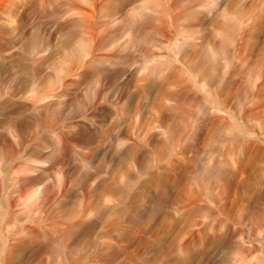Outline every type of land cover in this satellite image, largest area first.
I'll list each match as a JSON object with an SVG mask.
<instances>
[{
	"label": "rangeland",
	"instance_id": "374dc122",
	"mask_svg": "<svg viewBox=\"0 0 264 264\" xmlns=\"http://www.w3.org/2000/svg\"><path fill=\"white\" fill-rule=\"evenodd\" d=\"M263 210L264 0H0V264H264Z\"/></svg>",
	"mask_w": 264,
	"mask_h": 264
},
{
	"label": "bare ground",
	"instance_id": "6f19581e",
	"mask_svg": "<svg viewBox=\"0 0 264 264\" xmlns=\"http://www.w3.org/2000/svg\"><path fill=\"white\" fill-rule=\"evenodd\" d=\"M216 167H217V166H216ZM216 167H213V169L216 168ZM211 171H212V170H211ZM216 171H217V169H216ZM209 172H210V171H209ZM214 172H215V171H214ZM210 173H211V172H210ZM215 173H216V172H215ZM217 173H218V172H217ZM211 174H213V173H211ZM263 211H264V210H263ZM263 213H264V212H263ZM197 241H198V240H197ZM258 242H260V241L258 240ZM253 243H254V242H253ZM253 243H251V244H253ZM195 244H196V243H195ZM240 244H241V243H240ZM246 244H248V243H246ZM259 244H260V243H259ZM259 244H257V245H259ZM249 245H250V243H249ZM254 245H255V244H253V246H254ZM243 246L245 247V246H247V245H243ZM243 246H242V247H243ZM250 246H251V245H250ZM250 246H249V247H250ZM244 247H243V249H244ZM240 248H241V247H240ZM246 248H247V247H246ZM246 248H245V250H247V252H248V248H247V249H246ZM257 248H258V247L256 246V249H257ZM250 249H251V251L253 250L251 247H250ZM256 249H255V250H256ZM258 249H260V247H259ZM240 250H242V248H241ZM255 250H253V251L255 252ZM222 251H223V250H222ZM253 251H252V252H253ZM256 251H257V250H256ZM238 252H241V251H238ZM241 253H245V254L247 255V254H250L251 252H250V253H249V252L246 253V252H244V250H243V252H241ZM240 255H241V254H240ZM240 255H239V257H241V256L244 255V254H242L241 256H240ZM249 256H250V255H249ZM241 259H242V258H241ZM242 264H243V263H242ZM245 264H246V262H245Z\"/></svg>",
	"mask_w": 264,
	"mask_h": 264
}]
</instances>
